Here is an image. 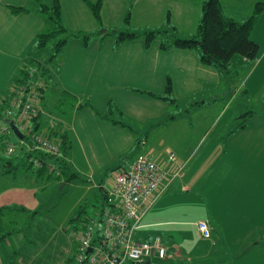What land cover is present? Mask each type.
I'll return each mask as SVG.
<instances>
[{"label":"crops","instance_id":"1","mask_svg":"<svg viewBox=\"0 0 264 264\" xmlns=\"http://www.w3.org/2000/svg\"><path fill=\"white\" fill-rule=\"evenodd\" d=\"M257 1L220 4L224 14L243 22ZM41 2L58 5L64 31L49 41L55 40L50 45L54 53L55 44L64 39L55 67L51 57L43 58L47 44L36 43L38 35L52 28L48 16L11 11L37 9L36 0H0V114L19 71L34 59L47 64L39 121L42 128L53 125L66 133L70 148L65 160L82 180L94 182L104 174L98 186H109L114 169L128 168L126 158L137 146L148 149L145 154L163 167L164 183L143 214L136 240H159L172 250L170 262L175 264H264V11L250 32L259 46L257 58H235L225 75L203 64L196 51L162 49L163 37L147 45L142 35L174 28L177 38L193 36L202 0ZM88 2L99 3L98 17ZM120 31L139 37L117 44ZM168 83L173 104L162 99ZM48 89L58 104L67 96L70 107L61 113L48 110ZM246 112L249 115L243 116ZM191 116L189 126L183 127ZM3 120L0 117V129ZM170 125L175 126L168 133ZM158 131L170 138L148 143ZM155 145L164 147V153ZM21 167L6 172L0 165V264H23L32 238L30 223L17 219L37 213L44 198L40 189L62 182ZM198 221L207 222L210 237L199 234ZM75 248L76 243L73 252ZM31 260L26 258L24 264Z\"/></svg>","mask_w":264,"mask_h":264},{"label":"trees","instance_id":"2","mask_svg":"<svg viewBox=\"0 0 264 264\" xmlns=\"http://www.w3.org/2000/svg\"><path fill=\"white\" fill-rule=\"evenodd\" d=\"M87 2V0H85ZM37 9L28 10L22 7H11V11L14 14L21 12H30L37 11L41 14H46L51 21L52 28L50 31L44 34H40L37 36L36 43L38 47H44L46 44L52 40L55 35L61 34L63 31L60 22H58V5L52 4L51 6H46L41 2V0H36ZM89 3V2H88ZM90 9L92 10L95 17H98L99 3L91 4L89 3ZM264 11V0H258L254 7L252 14L250 17L243 22L235 21L233 18H230L226 14H224L220 0H202L201 3V16L198 22V26L196 29V33L189 38H177L174 35V28L160 30V31H148L145 32L143 38L148 45L153 40L159 37H163V41L161 43L162 49H167L170 47H177L181 49H189L196 51L200 60L203 64L212 66L223 73L225 75L228 74V70H230L231 64H233L235 58L245 59L247 61H253L257 58L259 52L258 44L250 38V32L252 30L254 21L256 17ZM124 23L129 24V15L125 17ZM139 37V34L130 32V31H120L116 33V43L119 44L126 40ZM64 42L63 40H59L55 44V52L53 56H56L57 50L59 46ZM52 56V57H53ZM51 57V58H52ZM51 59H49L50 61ZM49 72V67L47 64L39 60H31L27 66H24L16 76L13 81L14 89L13 92L7 98L3 99V109L5 110L10 106L11 101L17 99V103L19 102L18 108L21 109L22 104L26 101L28 93L31 91H36L38 93V97H42L43 91L46 86H44L43 77ZM171 86L168 83L166 86L165 96L162 99L168 100L170 103H174L175 100L171 97ZM67 97V96H66ZM70 98V97H69ZM161 98V97H159ZM73 100V98H70ZM64 99L59 104H69V100ZM40 101V100H39ZM40 105L38 104V107ZM70 106V105H69ZM80 106V105H79ZM83 106V105H82ZM37 107L36 113L32 114L29 121L33 128L34 134H44L49 140H51L54 144L56 143L58 148L56 152H46L42 150L36 149V143L31 135L22 134V139H18L12 132L18 141L21 144H25L24 150L21 152L20 156H16L17 148L13 145V153L8 155L6 152L8 140H1L4 144L3 149H5L6 154L9 157L8 160L4 163L5 171L10 172L14 169H17L23 166L26 171H31L38 175V177L50 178L54 177L56 179L62 180L64 183H68L74 179L79 178V175L72 171L70 165L66 162V154L70 148V143L68 137L65 132H61L56 130L53 125L46 126L44 128L41 127V122L39 121L40 111ZM78 107V106H77ZM1 111V112H2ZM2 112V113H3ZM112 112L111 110L107 113L106 117H109ZM250 112H246L243 116H248ZM1 118L7 119L4 115L0 114ZM103 117V116H102ZM13 124L16 126L13 119ZM5 120H3L4 122ZM8 126V124L6 123ZM9 127V126H8ZM17 127V126H16ZM18 129V128H17ZM1 133V132H0ZM2 134V133H1ZM6 134V133H5ZM2 134V135H5ZM22 148V147H21ZM145 154V153H140ZM150 156L149 154H145ZM12 159H15L17 162L14 163ZM11 167L10 169H8ZM115 171L118 168L114 169ZM164 183V182H163ZM162 183V184H163ZM107 199V190L104 186H98V192L95 195V200L100 205L99 214L106 206ZM94 202H92L93 204ZM87 200L78 206L76 215L72 217L71 222L75 220L81 225L84 222H88L91 220L86 217L87 215L82 217L85 214V207L87 206ZM96 213H98L96 211ZM204 222L207 225L209 235L207 237L203 236L201 232L198 230V223ZM77 224L74 227V230L80 229ZM197 230L200 235L204 238L210 237V228L205 221H198L196 224ZM162 244V243H161ZM163 245V244H162ZM164 246V245H163ZM166 248V246H164ZM74 252L70 259L68 260V264H71L74 258ZM86 256V255H85ZM173 258L172 250L168 247L166 248V257L164 259H156L157 264H175L174 262H170ZM154 261V260H152ZM151 261V262H152Z\"/></svg>","mask_w":264,"mask_h":264},{"label":"built area","instance_id":"3","mask_svg":"<svg viewBox=\"0 0 264 264\" xmlns=\"http://www.w3.org/2000/svg\"><path fill=\"white\" fill-rule=\"evenodd\" d=\"M38 99V93L31 91L21 109L18 108L17 99L11 101L4 117L13 119L22 134L31 135L36 149L56 152L58 146L50 138L33 133L29 119L37 111ZM0 132L9 135L11 130L5 124ZM6 152L8 155L13 153V145L9 141ZM164 178L163 167L145 154L137 155L128 168L114 171L110 185L105 187L107 203L100 213L99 234L95 236L96 220L93 219L79 225L80 229L73 230L72 239L76 248L71 264H151L154 258L164 259L166 248L159 240L151 243L134 238L143 214L160 193ZM100 214L96 213L98 216ZM198 230L205 237L209 235L204 222L198 223ZM87 248L92 251L85 256Z\"/></svg>","mask_w":264,"mask_h":264},{"label":"rangeland","instance_id":"4","mask_svg":"<svg viewBox=\"0 0 264 264\" xmlns=\"http://www.w3.org/2000/svg\"><path fill=\"white\" fill-rule=\"evenodd\" d=\"M53 43H55V40L49 42L44 51H42L46 54L43 58L47 59L53 56V53L50 52V48H52L50 45H52ZM54 59L55 56H53L50 60V64L52 67H55V65L58 63L57 60L55 61ZM242 75L243 72L239 71L237 77L240 79ZM56 98L57 95H55V93H53L50 89L45 92V106L48 110H54L56 113H61V109H68L70 107L69 104H66L65 102H63V104H58L57 102H55ZM64 99H67V97L60 99L59 102ZM38 104L40 105V101H38ZM38 108H40V106ZM191 119L194 118L192 116L189 119L186 118L187 123L182 126H189ZM173 126L175 125L168 126L166 131H168L169 133L170 128H173ZM165 137L170 138L169 135H165L161 131H158L156 132V134H152L150 136L148 143L154 144L152 140L153 138H156V141H160L161 139H165ZM0 138L2 140L7 139L9 143L14 144L18 151L16 152V156L21 155L22 150H24L25 148V144L18 145L19 141L14 135H12V132L9 135H2L0 133ZM3 146L4 144L1 141L0 165L2 166L4 165L6 160H8L9 158H13L9 157L6 154ZM155 147H157V149L161 150V152L164 153V147H159L158 145H155ZM147 150L148 149H145L143 146L135 147L134 150L129 153L126 161L129 164L132 163L137 155H139L140 153H146ZM253 154L255 157L258 156V152L253 151ZM12 160L14 163L17 162L15 159ZM239 163V165H241V159ZM20 169L22 170V167H20ZM78 174L80 175V177H83L81 176V173ZM80 177L77 180H72L66 184L63 181L61 183L53 182L51 186H48L47 191H45L44 189H40L39 192L41 196L44 195V198L41 199L40 206L36 210L37 213L35 215L31 214L29 216L23 214L22 218L20 217L21 220L17 219V222L19 223H24V221L30 223V236L32 238L30 241L32 242V244L28 246L25 252L26 255L21 259L23 260V264L26 258L31 260L30 257H34L35 260L27 261L26 264H68V262L65 263V261L67 257H70L72 255L75 246L74 240H72L73 230L77 224L79 225V223L77 222L79 220H75L74 222H71L70 220L76 215L78 206L84 203L86 200L88 205L85 207V214H83L82 217L84 218V216L87 215L86 217L96 220L94 233L95 236L99 234V232H97V227L99 220L102 219V216L101 214L99 216L96 215V211L99 213L100 205H98L95 200V195L98 192V188L95 187L98 186V184H100L102 181H104L106 176L104 174L98 176V178H96V181L94 182H89L90 179L82 180ZM62 184L65 185L61 186ZM93 185L95 186L93 187ZM92 202L94 203L92 204ZM89 221L92 222L91 220ZM60 249H62V253L56 254V252ZM69 250V254L71 255L67 256ZM156 259L158 258H154V261H152L151 264H157Z\"/></svg>","mask_w":264,"mask_h":264},{"label":"water","instance_id":"5","mask_svg":"<svg viewBox=\"0 0 264 264\" xmlns=\"http://www.w3.org/2000/svg\"><path fill=\"white\" fill-rule=\"evenodd\" d=\"M5 122L8 124L9 128L12 130L13 134L18 138L22 139V134L19 132L17 127L13 124L12 120H5ZM92 251L91 248H87L85 255L88 256V254Z\"/></svg>","mask_w":264,"mask_h":264}]
</instances>
